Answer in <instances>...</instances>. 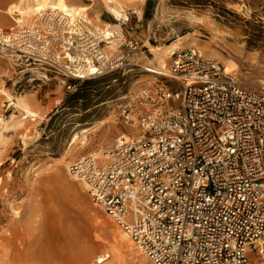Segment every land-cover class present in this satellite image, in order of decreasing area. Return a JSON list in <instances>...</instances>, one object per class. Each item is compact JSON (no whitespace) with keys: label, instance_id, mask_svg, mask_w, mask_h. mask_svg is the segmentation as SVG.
Segmentation results:
<instances>
[{"label":"built area","instance_id":"built-area-1","mask_svg":"<svg viewBox=\"0 0 264 264\" xmlns=\"http://www.w3.org/2000/svg\"><path fill=\"white\" fill-rule=\"evenodd\" d=\"M35 19L11 33L0 28V47L75 80L117 67L103 58L106 36L83 17L71 23L47 10ZM155 75L170 86L141 89L120 109L127 140L102 161L70 163L68 176L147 264H264V87L194 50L172 55Z\"/></svg>","mask_w":264,"mask_h":264},{"label":"rangeland","instance_id":"rangeland-1","mask_svg":"<svg viewBox=\"0 0 264 264\" xmlns=\"http://www.w3.org/2000/svg\"><path fill=\"white\" fill-rule=\"evenodd\" d=\"M16 2L0 0L6 33L28 27H16V16L5 13ZM66 2L89 7L85 17L92 27L114 26L108 30L116 34V49L106 45L103 52L117 67L106 66L84 84L88 78L71 79L0 47V264L106 263L95 261L110 254L104 221L117 225L66 169L128 134L119 116L125 99L170 86L168 78L146 70L156 65L150 47L165 51L180 42L182 50L201 51L222 67L233 63L231 75L244 84L264 87V0H133L124 4L121 26L102 0ZM130 39L139 44L135 51L125 48ZM22 97L41 118L16 127L21 112L15 103ZM91 127L95 132L84 146L70 145L77 132Z\"/></svg>","mask_w":264,"mask_h":264},{"label":"bare ground","instance_id":"bare-ground-1","mask_svg":"<svg viewBox=\"0 0 264 264\" xmlns=\"http://www.w3.org/2000/svg\"><path fill=\"white\" fill-rule=\"evenodd\" d=\"M102 1L104 2L105 7L109 11V13H111V15L115 19L122 20L127 17V15L125 14L124 4L133 0ZM47 10L57 11V13H63L67 20L71 23H73L75 18L78 16L83 17L88 22L85 14L88 12L89 7L70 6L67 4L66 0H17L15 4H11L6 8L5 13L9 16L15 15L16 17H13L15 26L21 27L23 25H34L36 21L35 17L38 16V14H41L43 11ZM3 25H7V23L3 22ZM103 25L105 26V28L95 29L98 30V32L102 33L103 36H106L107 43L109 44L108 50H114L116 49V43L115 40H111V31L108 30L111 27L114 28V26L111 24L109 25L108 23H103ZM193 44L194 43H192V45ZM182 49L184 48L181 46L180 42L173 43L171 47L165 51L161 50V48L159 47H150L149 51L154 55L156 65L145 66L147 71L155 74L160 73L162 67L167 65L169 58ZM198 54L202 57L205 56L201 51H198ZM103 58L107 60V56L105 54H103ZM223 67L224 71L228 74H231L235 70V65L233 63L224 64ZM88 70L94 73L97 71V69L93 68L91 65L89 66ZM15 106L21 112L18 119L14 121V125L16 127L24 126L27 119L33 121L36 118H41L39 113L29 108L28 101L25 100L24 97L18 99L15 103ZM93 132H95V129H92V127L80 130L73 136L70 145L80 144L81 146H84L86 144L88 134H91ZM121 135L127 140L126 134L121 133ZM118 142H120L119 139L115 141L114 146ZM113 147L107 149L99 148L96 151L89 152L88 155L95 156L102 161L108 157V152H110ZM79 157L81 158L82 156ZM79 184L83 187L84 190H86L83 184ZM104 224L106 225V228L111 230V236L109 237L110 239L107 241V243L111 244V247L109 249L110 254L97 256L95 258L96 263H102L103 261H105V259H108L105 264H143V261L147 262L145 256L136 248V246H134V243L132 242L130 237L123 230H121L119 227L110 225L106 221H104ZM123 253L127 254L124 255ZM83 259L84 257L82 258L81 262L84 261Z\"/></svg>","mask_w":264,"mask_h":264},{"label":"trees","instance_id":"trees-1","mask_svg":"<svg viewBox=\"0 0 264 264\" xmlns=\"http://www.w3.org/2000/svg\"><path fill=\"white\" fill-rule=\"evenodd\" d=\"M92 81V79H87V81H84V84H89Z\"/></svg>","mask_w":264,"mask_h":264}]
</instances>
